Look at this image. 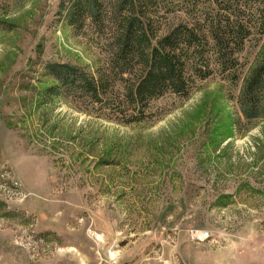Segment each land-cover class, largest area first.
<instances>
[{"label": "rangeland", "instance_id": "obj_1", "mask_svg": "<svg viewBox=\"0 0 264 264\" xmlns=\"http://www.w3.org/2000/svg\"><path fill=\"white\" fill-rule=\"evenodd\" d=\"M69 5L0 0V264H264V119L242 115V82L217 71L132 124L44 98L48 63L109 66L110 28L72 26Z\"/></svg>", "mask_w": 264, "mask_h": 264}, {"label": "trees", "instance_id": "obj_2", "mask_svg": "<svg viewBox=\"0 0 264 264\" xmlns=\"http://www.w3.org/2000/svg\"><path fill=\"white\" fill-rule=\"evenodd\" d=\"M66 18L76 28L87 20L110 28L109 66L93 74L74 64L48 63L46 75L55 83L44 98L67 95L62 98L89 104L86 110L99 118L132 124L152 115L156 99L168 93L188 97L199 81L219 71L232 84L242 82L238 104L244 118L264 119V0H70ZM14 28L0 20V32ZM251 42L255 58L240 73ZM117 84L122 97L109 91Z\"/></svg>", "mask_w": 264, "mask_h": 264}]
</instances>
